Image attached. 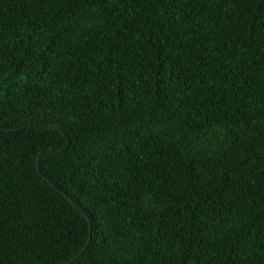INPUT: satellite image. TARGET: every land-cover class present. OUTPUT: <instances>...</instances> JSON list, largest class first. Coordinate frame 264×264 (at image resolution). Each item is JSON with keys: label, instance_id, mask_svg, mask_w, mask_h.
Returning <instances> with one entry per match:
<instances>
[{"label": "trees", "instance_id": "trees-1", "mask_svg": "<svg viewBox=\"0 0 264 264\" xmlns=\"http://www.w3.org/2000/svg\"><path fill=\"white\" fill-rule=\"evenodd\" d=\"M264 264V0H0V264Z\"/></svg>", "mask_w": 264, "mask_h": 264}, {"label": "water", "instance_id": "water-1", "mask_svg": "<svg viewBox=\"0 0 264 264\" xmlns=\"http://www.w3.org/2000/svg\"><path fill=\"white\" fill-rule=\"evenodd\" d=\"M87 244H88V241H87L85 247L83 248L82 252L79 253V255H78L77 257H75V258H73L71 261L67 262V264L70 263V262H72V261L74 262V261H75V260H76V259H77V258L83 253V251H84V249L86 248Z\"/></svg>", "mask_w": 264, "mask_h": 264}]
</instances>
